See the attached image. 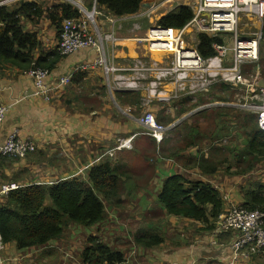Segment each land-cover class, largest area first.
I'll return each mask as SVG.
<instances>
[{
  "label": "crops",
  "instance_id": "0c3cea01",
  "mask_svg": "<svg viewBox=\"0 0 264 264\" xmlns=\"http://www.w3.org/2000/svg\"><path fill=\"white\" fill-rule=\"evenodd\" d=\"M29 1L37 2L44 10L65 3L64 0ZM93 1L84 0L87 9L92 7ZM104 13L109 14L106 10ZM106 17H99L102 27L107 25ZM22 25L25 31H34L38 35L39 48L35 51L36 57L58 50V30L47 12L38 21L24 19ZM119 37L123 40L114 48L119 64H126L127 59L137 56H151L146 45L134 41L130 34ZM97 55L94 49H89L63 56L47 81L48 100L42 93L35 92L34 80L28 72L0 64V105L9 109L0 138L4 140L11 133L17 132L21 138H31L37 145V150L25 157H2L0 188L7 183L21 186L52 184L71 177L87 180L90 169L101 162H110L116 167L130 165V162L135 164L136 161L129 155L139 153L137 143L151 140L142 133L144 129L140 117L144 111L151 110L159 120L162 118L160 121L169 129L168 137L162 145L165 156L163 160L155 159L158 161L155 165H159L160 170L156 168L151 183L145 185L144 179L143 186L137 187L134 180H127L121 206L106 202L109 207L105 219L92 226L69 222L64 226L58 241L66 246L76 243L79 247V262L83 263L82 248L84 250L88 246L89 238L75 228L74 224H77L85 228L91 227L90 237H98L112 249L122 251L126 257L123 264H230L233 257L231 245L238 237L236 231L214 235L203 229V223L166 214L167 230L163 229L162 232L165 243L158 247L140 248L134 243V234L140 229L151 227L152 220L155 219L153 212L160 208L158 197L168 176L177 174L190 181L212 184L223 195L225 211L245 204L249 190H256L259 186L264 190V159L245 174L235 173L238 169L237 155H241L245 147L242 141H234L238 135L244 136L245 133L241 131L243 128L240 122L244 119L243 113L248 111L245 99L239 100L240 103L237 104L234 96L228 92L235 91L232 86L216 83L210 88L221 92L217 91L212 96L205 95L202 98L206 101L196 98L198 105L192 112L182 105L170 104L175 103L172 98L177 97V90L173 84L167 83L161 85L160 89L169 95V100L157 97L145 104V90L142 89L131 90L140 96L139 103L133 102V95H124L125 91L113 88L103 71L91 66ZM156 55L159 57L160 53ZM83 65H88V68L83 70ZM67 74H71V82L57 86L56 78ZM237 109H241L238 115ZM193 113L195 120L189 118ZM135 133H140L138 135L143 139L137 141V136L131 149L117 151L113 157L105 154L114 147L117 137ZM195 136L198 140L195 145L175 148L184 140L188 144ZM233 137L235 138L231 139ZM217 139L222 142L217 143ZM228 142H231V146L224 145ZM238 143L242 146L235 149ZM202 158L208 161L210 173L198 166ZM250 158L244 157L240 168L248 166ZM216 165L217 169L212 171ZM161 172L164 173L162 177L159 176ZM145 190L150 192L148 199L145 197L146 193H142ZM0 202L6 203V196L2 193ZM136 214L141 215L139 219ZM179 235L180 243L168 247L167 240L171 237L179 238ZM51 242L29 248L26 256L31 260L42 259L46 264H59V257L55 256L54 261H48L51 253L41 254L43 248H49ZM4 245L8 255L9 250L16 246L13 243ZM257 255L260 254L243 255L237 264H257L252 260ZM13 261L14 264H23L18 258Z\"/></svg>",
  "mask_w": 264,
  "mask_h": 264
},
{
  "label": "built area",
  "instance_id": "2783aa9c",
  "mask_svg": "<svg viewBox=\"0 0 264 264\" xmlns=\"http://www.w3.org/2000/svg\"><path fill=\"white\" fill-rule=\"evenodd\" d=\"M19 1L29 0H2L0 6L12 5ZM64 1L76 7L80 16L63 20L58 39V52L62 56H67L81 50L94 49L98 55L91 66L100 68L116 90L125 92L146 90L145 104L157 97L169 100V95L159 88L160 85L167 83L173 84L177 92L191 93V96L205 91L216 83L229 84L234 90L237 86L252 88V82L245 75L244 66L257 62L261 55V40L264 39V0H197L192 7L194 16L185 27L177 29L151 23L143 37L130 35L134 41L146 45L147 51L151 54L148 60L143 56L134 58L141 57L147 61L146 64L140 60L133 62L134 59L130 62L127 60L126 64H119L114 48L123 40L119 37L118 31L124 24L133 22L132 32H139L140 20L150 16V12L124 17H117L109 12L106 17L107 25L102 27L99 24L102 13L96 0L93 1L91 9L86 8L84 0ZM243 18L249 20L255 29L241 36L238 30ZM200 34H206L214 39L213 55L204 57L200 53L198 49ZM187 35L198 36L197 44L188 45L185 41ZM230 35L233 36L231 42ZM157 53H160L159 57L163 61L168 59L169 62L165 64L153 59L152 54ZM87 68L88 65L82 66L83 70ZM28 73L34 80L35 92L42 93L48 100L47 81L51 73L42 68H36ZM71 78V74L59 76L55 83L57 86L67 85ZM253 93V96L244 94L245 105L248 111L253 110L258 114V126L264 131V86L253 87ZM8 110L7 106L0 105V133ZM140 122L144 129L143 133L152 137L158 146L165 142L169 129L159 121L153 111H144ZM138 134L118 137L114 147L105 154L113 157L117 151L131 149ZM36 150L34 140L21 138L17 132H13L4 140L0 138V165L4 156L25 157ZM16 188H18L16 183H7L1 186L0 193L6 195ZM232 231L238 232V237L231 245L233 257L230 264L238 263L243 255L264 254V208L248 209L238 205L221 213L215 221L212 233L219 235ZM3 245L0 236V249Z\"/></svg>",
  "mask_w": 264,
  "mask_h": 264
},
{
  "label": "trees",
  "instance_id": "16d2710c",
  "mask_svg": "<svg viewBox=\"0 0 264 264\" xmlns=\"http://www.w3.org/2000/svg\"><path fill=\"white\" fill-rule=\"evenodd\" d=\"M147 1L96 0V4L100 9L117 17H124L140 13ZM45 12L56 26L58 34L65 18L80 16L79 10L70 3H63L50 10H44L35 1H19L15 5L0 6V64L12 66L23 72L42 68L51 73L57 68L63 56L55 49L36 57L35 51L39 48L38 35L34 31H25L22 25L24 19L38 21ZM193 16L192 7L183 4L161 16L157 24L181 29ZM199 39L200 53L204 57L213 55L214 39L206 34H200ZM263 48L264 45H261V60H264ZM123 94L133 95V102L139 103V94L132 91ZM238 114L236 112V115ZM243 114L244 119L240 122L245 132L246 143L243 153L237 155L238 169L235 171L237 174L253 170L256 164L264 159V131L258 126L256 115L250 111ZM196 143L198 140L195 136L187 146ZM247 156L251 157L249 165L240 168L244 157ZM198 166L205 172H211L208 161L203 158L200 159ZM217 167L218 165L211 170H216ZM132 170L129 164L116 167L110 162H101L90 169L87 180L71 177L52 184L35 183L26 186L17 184L18 188L10 190L5 195L6 203L0 202V236L3 243H13L18 249H29L58 239L64 226L69 222L92 226L103 221L107 211L106 202L114 206H121L123 203L122 195L127 180H134L137 187L143 186L144 179L146 183L151 181L150 178L144 177L146 173ZM246 201L240 206L263 209V187L249 190ZM158 202L160 208L154 209L153 217L159 216L162 226L160 223L151 224L149 229L138 230L134 234V243L137 247L153 248L165 243L162 228L165 226L166 214L203 223V229L212 232L216 219L225 211L223 195L219 189L212 184L190 181L177 174L166 178ZM81 256L84 264H123L126 261L122 251L112 249L98 237L89 238L88 246Z\"/></svg>",
  "mask_w": 264,
  "mask_h": 264
},
{
  "label": "rangeland",
  "instance_id": "374dc122",
  "mask_svg": "<svg viewBox=\"0 0 264 264\" xmlns=\"http://www.w3.org/2000/svg\"><path fill=\"white\" fill-rule=\"evenodd\" d=\"M196 1L197 0H148L145 3V5L142 6L140 13H144V12L149 13L150 12L151 15L145 16V18H142L140 20V26H141L140 30L141 31L132 32V28H133L132 23L133 22H127L124 24L123 28L121 30H119L120 34L118 31V34L119 35H128V34H130V35L134 34L135 35L136 34V36L143 37L145 30L148 29V27L151 25V23H157V21L160 19L161 16L165 15L167 12L171 11L172 9H174L175 7H177L179 5L185 4V5H190L191 7H193ZM152 7H154V8H152ZM88 9H91V8L88 7ZM149 9H150V11H147ZM155 9H156V11L153 12V10H155ZM99 10L102 13L101 16H107V14L104 13L103 9L99 8ZM254 29H255V27L253 26V24L249 20H247L246 18H243V21H242V24L240 25L238 33H239V35L243 36L245 33L253 31ZM232 40H233V36L230 35L229 36V42H231ZM185 41L188 45L193 46V45H195V43L197 44L198 36L192 37L191 35H187L185 37ZM261 45H264V39L261 40ZM263 52H264V48L262 50V55H263ZM152 56H153V59H155L158 62H161V63L164 62L165 64L169 62L168 59L163 61V59L161 57H158V55H156V54H153ZM143 57H144V59L148 60L149 56L144 55ZM144 59H142L141 57H138V58L134 59L133 62H135L136 60H140L143 64H146L147 61H145ZM132 60L133 59H129L128 62H130ZM244 69H245L244 72H245L247 79H249L250 82H252V88L249 89L247 86H237L235 91H232V90L228 91L230 95L234 96L237 104L240 103L239 100L242 101L244 99V94H246V95L249 94L251 96L254 95L253 87L264 86V60L263 59L261 60V55H260V58L257 62L246 64L244 66ZM155 74H156V72H155ZM144 85H146V80L144 81ZM159 88H162L161 85L159 86ZM206 90H208V89H206ZM206 90L198 92L193 97L191 96V93L187 94V93L177 92V97L172 98L175 101V103L171 102L170 104L172 106H175V105L181 106L182 105L183 108H186L189 111L192 110V112H193L195 107L198 105V103L196 102V98L203 99L204 101H206L205 98H202L205 95L212 96L215 93H217V91L221 92L220 90L213 91V88H210L209 92H206ZM145 93H146V90H145ZM175 94L176 93H173V95H175ZM177 108L180 109L181 107H177ZM240 110L241 109H237V112L240 113L239 112ZM250 112L257 116V122H258V114L256 112H254L253 110ZM194 117H195V114L193 113V116L189 117V118H191L192 120H195ZM160 120L162 121V118H160ZM237 130H239L238 127H237ZM241 131L243 132L242 129H241ZM144 135L147 136L151 140H145L143 142L137 143V147L140 148V153H134V154L129 155V157L132 158L133 161H136L135 164H132V162H130V167H131V170L134 169V170H137L143 174L146 173L145 175H147V176L144 175V177L150 178L152 180L153 176L156 174V168L158 171L160 170L159 165H158V167H157V165H155L158 162L155 159L160 158L161 160H163L165 153L163 152V146H162L163 144L158 146L157 144H155L156 142L154 143V139L152 137H150L146 134H144ZM219 138L221 139V137H219ZM234 138L235 137H233L231 139H234ZM142 139H143V137L141 135H138L136 140L141 141ZM244 139L246 142L245 136L238 135V138H235L234 141L235 142H237V141L241 142L242 141V143L245 144ZM216 142L221 143L222 140L217 139ZM227 144L231 146V142L224 143V145H227ZM156 145H157V147H156ZM186 146H187V141L184 140L181 145L177 144L175 146V148H178V149L179 148H185ZM240 146H242V144L238 143L237 147L235 149H237ZM150 158L153 160L151 161ZM134 170H132V171H134ZM162 174H164V173L161 172L159 174V176L162 177ZM146 182L147 181H145V183H144L145 185H149L151 183V181H149L148 183H146ZM142 193H146L145 197H146V199H148L147 195L148 194L150 195V192H147L145 190V192H142ZM108 207L109 206H107V208ZM146 207H143V208L146 209ZM135 216L138 217V219H139L140 218L139 216H141V215L136 214ZM153 218H155V219L152 220V224H159L160 223L162 226V223L159 220L161 218L159 216H154ZM146 219H147V217H146ZM166 219H167V216H166ZM128 221H129V219H128ZM74 226H75V228H78L81 231V233L86 234L88 236V238H90V236L92 234V228L91 227L85 228V227H81L80 225H77V224H74ZM162 229L167 230L166 226H163ZM67 230L69 232V229H67ZM61 235L58 239L53 240L49 244L50 245L49 248H46V249L43 248V250L41 251V254L47 255L46 253H51L48 255V256H51L50 258H48L49 259L48 261H50L51 259L54 261L53 257L55 258V256L59 257L60 258L59 264H83L82 262H79L80 261L79 260L80 254H79V250H78V248H79L78 245L76 243H73L69 246H66L65 243L61 244L60 241H58L61 238ZM178 239H180V235H179V238H175V237L169 238L167 240L168 241L167 246L168 247L176 246L178 243H180L178 241ZM184 243H186V242H184ZM126 246L128 247V245H126ZM26 250H28V249H18L16 246H14L13 250H9L10 255H8L7 254V248H5V245H3L2 248L0 249V264H14L13 259H16V258L20 259L23 264H46L45 262L42 261V259L31 260V258H28L26 256V254H27ZM82 251H83V248H82ZM13 256H15L16 258ZM72 259H74V260H72ZM252 260L257 264H264V254L254 256L252 258ZM75 261H77L78 263H76ZM48 264H53V263H48ZM235 264H237V263H235Z\"/></svg>",
  "mask_w": 264,
  "mask_h": 264
}]
</instances>
